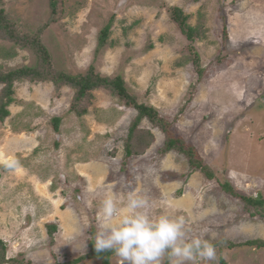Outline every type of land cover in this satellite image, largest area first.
I'll use <instances>...</instances> for the list:
<instances>
[{
    "label": "rangeland",
    "instance_id": "rangeland-1",
    "mask_svg": "<svg viewBox=\"0 0 264 264\" xmlns=\"http://www.w3.org/2000/svg\"><path fill=\"white\" fill-rule=\"evenodd\" d=\"M55 2L0 0V73L121 77L163 124L143 119L133 128L137 112L106 89L76 101L66 85L15 81L0 122V264H119L90 246L109 190L145 196L153 218L184 217L189 235L209 230L217 261L197 264H264V206L246 207L224 189L264 200V0ZM168 139L191 157L165 153Z\"/></svg>",
    "mask_w": 264,
    "mask_h": 264
},
{
    "label": "clouds",
    "instance_id": "clouds-1",
    "mask_svg": "<svg viewBox=\"0 0 264 264\" xmlns=\"http://www.w3.org/2000/svg\"><path fill=\"white\" fill-rule=\"evenodd\" d=\"M148 200L129 191L120 199L109 190L99 205L97 230L92 238L97 253L113 252L119 264H197L216 262L217 251L209 230L189 235L184 217L153 218Z\"/></svg>",
    "mask_w": 264,
    "mask_h": 264
},
{
    "label": "trees",
    "instance_id": "trees-1",
    "mask_svg": "<svg viewBox=\"0 0 264 264\" xmlns=\"http://www.w3.org/2000/svg\"><path fill=\"white\" fill-rule=\"evenodd\" d=\"M239 1V0H236ZM50 6L52 9H55L56 2L55 0H50ZM171 19L178 25L180 31L182 32L183 35L187 39L192 40L194 38V30L187 24V17L182 14V12L177 9L173 8L171 11ZM6 18L3 16V10L0 9V30H7L6 28ZM2 31V30H1ZM110 32V25H108L99 35L98 39V48H101L105 45L106 39L108 37V34ZM11 38H13L12 34L9 35ZM33 49L35 53L41 55L40 62L43 63V66L48 65L49 63V55L48 52L45 50V48L40 45L38 42V39L34 40L33 44ZM39 52V53H38ZM27 79L30 81H38V82H51L54 84L56 87H60L62 85L69 86L73 88L75 92V100H82L86 98L91 91H94L96 89H106L109 90L112 95L116 96L119 98L121 101L124 102V105L128 107H132L136 112L137 116L135 118L133 128L136 127L143 119H147L148 121L155 123L156 125H162L163 122L160 120L157 112L151 108L147 107L141 104H138L136 99L127 92L124 81L121 77H115V78H103L100 77L99 75H96L92 72V70H89L85 75H80V76H68L65 74H58V75H53L51 74L48 69L44 68H21L17 70L10 71L8 73H0V85L4 86V92L2 99H6L5 104L2 105L0 108V122L8 115V112L4 109L6 105H9L11 102H13L12 98V88H13V83L15 81ZM85 112H81L80 115H82ZM166 133V130H165ZM131 137L133 136L130 133ZM180 142H178V145ZM176 144L175 140L168 139L166 142V148H165V153L169 152L171 150H177L180 152H184L187 156L191 157L189 153L186 152V149L183 148V146H178ZM127 153L129 154V150H126ZM193 162V161H192ZM197 167L200 168L199 163H193L192 167ZM206 168V167H205ZM206 174L208 177H211L212 175L206 170ZM227 192L233 197L239 199L246 207L253 208V209H261L262 206H264V200L262 197L257 196L256 198H251L250 196L240 194L237 192L234 188H231L230 186L226 185L224 187ZM51 230H54L52 227ZM214 244V243H213ZM258 244V245H257ZM262 243H255V242H247L246 245L248 246H259ZM215 245V244H214ZM245 245V244H244ZM91 248L93 255L96 258H102L105 257L107 259L108 255L112 252H104V253H97L94 249V244L93 241L91 242ZM219 246V245H218ZM229 247L232 245L229 244ZM0 251L2 253V258L1 260L4 263L5 256V243L0 241ZM10 260H6V263L9 262ZM104 264H108L107 261H104ZM222 264H226L224 261H222Z\"/></svg>",
    "mask_w": 264,
    "mask_h": 264
},
{
    "label": "bare ground",
    "instance_id": "bare-ground-1",
    "mask_svg": "<svg viewBox=\"0 0 264 264\" xmlns=\"http://www.w3.org/2000/svg\"><path fill=\"white\" fill-rule=\"evenodd\" d=\"M1 156L3 157L2 153H1L0 157H1Z\"/></svg>",
    "mask_w": 264,
    "mask_h": 264
}]
</instances>
